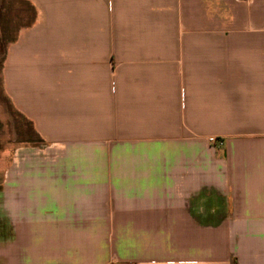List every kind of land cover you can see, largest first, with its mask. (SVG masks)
<instances>
[{
	"label": "crops",
	"instance_id": "0c3cea01",
	"mask_svg": "<svg viewBox=\"0 0 264 264\" xmlns=\"http://www.w3.org/2000/svg\"><path fill=\"white\" fill-rule=\"evenodd\" d=\"M15 1L0 264H264V0Z\"/></svg>",
	"mask_w": 264,
	"mask_h": 264
},
{
	"label": "rangeland",
	"instance_id": "374dc122",
	"mask_svg": "<svg viewBox=\"0 0 264 264\" xmlns=\"http://www.w3.org/2000/svg\"><path fill=\"white\" fill-rule=\"evenodd\" d=\"M32 7L15 0H0V173L19 147L41 146L42 140L28 120L11 104L3 85L6 54L16 30L32 20Z\"/></svg>",
	"mask_w": 264,
	"mask_h": 264
},
{
	"label": "built area",
	"instance_id": "2783aa9c",
	"mask_svg": "<svg viewBox=\"0 0 264 264\" xmlns=\"http://www.w3.org/2000/svg\"><path fill=\"white\" fill-rule=\"evenodd\" d=\"M209 142L211 143H215L216 142V138L215 137H209Z\"/></svg>",
	"mask_w": 264,
	"mask_h": 264
}]
</instances>
